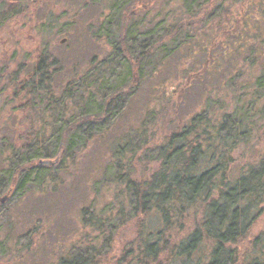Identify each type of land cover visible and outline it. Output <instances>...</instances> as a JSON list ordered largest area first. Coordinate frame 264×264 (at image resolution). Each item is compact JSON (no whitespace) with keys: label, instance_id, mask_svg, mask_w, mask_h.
<instances>
[{"label":"trees","instance_id":"obj_1","mask_svg":"<svg viewBox=\"0 0 264 264\" xmlns=\"http://www.w3.org/2000/svg\"><path fill=\"white\" fill-rule=\"evenodd\" d=\"M104 1L87 30L108 53L79 74L72 66L70 80L47 49L27 70L0 68V115L11 97L24 126L0 129V255L13 235L1 198L55 194L84 158L94 196L80 218L95 242L54 264H100L101 247L133 222L113 264H264V230L242 261L238 248L264 218V158L239 166L233 156L264 124V0H164L141 16L128 11L142 0ZM18 12L1 1L0 23ZM157 89L159 113L137 102ZM188 89L198 106L157 142L156 114H177L173 99ZM134 163L154 172L135 179ZM101 188L111 202L96 203Z\"/></svg>","mask_w":264,"mask_h":264},{"label":"rangeland","instance_id":"obj_2","mask_svg":"<svg viewBox=\"0 0 264 264\" xmlns=\"http://www.w3.org/2000/svg\"><path fill=\"white\" fill-rule=\"evenodd\" d=\"M4 1L10 3V6L19 12L4 20V23H0V68L6 67L8 72H12L21 65L27 70L28 66L37 60L40 51L47 49V54L50 53L64 64L63 73L66 76L64 80L67 81L72 78L74 72L79 74L87 68L93 56L101 58L108 53L109 48L103 44V40L97 42L92 39L87 30V26L96 25L98 22L102 6L105 5L104 0ZM163 2L164 0H142L138 3L135 1L128 12L141 16L151 12L154 6L158 10L164 5ZM183 66L189 67V64ZM71 69L74 70L73 73ZM181 82L187 83L184 79ZM153 85L156 87L158 82L155 81ZM184 92L181 102L177 97L172 102L176 105L177 114L173 117L168 113L156 114L157 120L154 121L152 128L157 142L164 133L168 134L175 128L179 119H185L198 106L197 93L193 89ZM158 95H160L159 89L154 93L144 91L139 95L137 102H140L141 107L153 108L159 113V108L155 105L157 102L153 99ZM4 100L5 107L0 115V129L5 126H8V129L12 126L14 132L19 133L24 129L21 124L23 121H19L22 115L19 110L13 108L17 107L19 102H13L11 97ZM172 103L169 107L173 105ZM132 110L125 123H129L139 114L136 108ZM255 133L252 142L247 146H241L233 155L236 159L235 164L240 166L264 158V124L258 125ZM77 163L75 176L68 177L64 187L55 194L40 195L39 192H34L18 203L7 200L4 202L6 208L4 221L13 224V235L6 245V251L0 255V264H54L59 256L68 254L73 246L84 247L95 242L93 238L96 233L85 227L80 218V210L89 205L94 195L85 190L86 178L85 174L81 173L83 166L86 165L84 158ZM135 163L132 173L135 179L142 180L154 172V165ZM234 167L236 171L238 167ZM110 194L111 188L108 191L106 188H101L96 203L111 202ZM5 230L2 228L0 231L1 239L3 234H6ZM263 230L264 218H261L250 229L245 241L238 244L241 261L251 248L250 242ZM134 233V222L120 227L113 234L112 241L101 247L100 264H113L124 246L134 239Z\"/></svg>","mask_w":264,"mask_h":264},{"label":"water","instance_id":"obj_3","mask_svg":"<svg viewBox=\"0 0 264 264\" xmlns=\"http://www.w3.org/2000/svg\"><path fill=\"white\" fill-rule=\"evenodd\" d=\"M39 164H40L41 166H43V165H48V166L52 165L51 162L46 161V160L40 161ZM6 200H7V199H6V196L2 197V198H1V203H4Z\"/></svg>","mask_w":264,"mask_h":264}]
</instances>
